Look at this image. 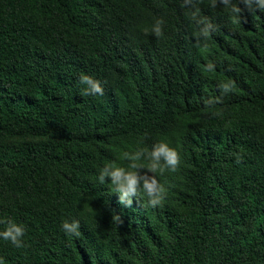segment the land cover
Instances as JSON below:
<instances>
[{
  "label": "trees",
  "instance_id": "trees-1",
  "mask_svg": "<svg viewBox=\"0 0 264 264\" xmlns=\"http://www.w3.org/2000/svg\"><path fill=\"white\" fill-rule=\"evenodd\" d=\"M159 137L166 194L126 207L97 170ZM0 218L25 226L0 264H264V9L0 0Z\"/></svg>",
  "mask_w": 264,
  "mask_h": 264
},
{
  "label": "clouds",
  "instance_id": "clouds-1",
  "mask_svg": "<svg viewBox=\"0 0 264 264\" xmlns=\"http://www.w3.org/2000/svg\"><path fill=\"white\" fill-rule=\"evenodd\" d=\"M229 3V0H222ZM251 8L264 9V0H242ZM215 4V0H213ZM234 13L240 9L233 7ZM162 30V21L157 18L150 31L159 36ZM83 85V94L96 96L103 94L100 80L94 76L82 73L79 77ZM179 164V155L176 147L167 137H159L148 145L143 140H137L134 145L119 152L115 159H109L98 168L96 181L107 184L109 189L117 194L118 200L124 206H131L133 197L143 193L147 198V206L159 205L166 188L159 182L158 177L166 170L173 172ZM145 169V171H141ZM66 235H78L79 221L75 218L64 219L60 225ZM25 234V226L12 218H0V240L8 241L16 247H21Z\"/></svg>",
  "mask_w": 264,
  "mask_h": 264
}]
</instances>
